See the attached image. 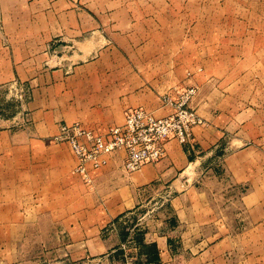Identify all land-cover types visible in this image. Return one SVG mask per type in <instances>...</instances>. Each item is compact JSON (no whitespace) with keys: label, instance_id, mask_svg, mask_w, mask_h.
<instances>
[{"label":"crops","instance_id":"0c3cea01","mask_svg":"<svg viewBox=\"0 0 264 264\" xmlns=\"http://www.w3.org/2000/svg\"><path fill=\"white\" fill-rule=\"evenodd\" d=\"M245 6L0 0V264H20L26 241L41 264H116L128 224L166 197L128 243L133 262L264 264V16ZM189 87L205 123L156 164L126 173L116 152L89 188L52 139L64 123L104 134L130 107L166 115L161 96Z\"/></svg>","mask_w":264,"mask_h":264},{"label":"built area","instance_id":"2783aa9c","mask_svg":"<svg viewBox=\"0 0 264 264\" xmlns=\"http://www.w3.org/2000/svg\"><path fill=\"white\" fill-rule=\"evenodd\" d=\"M10 88L8 90L16 103L17 114L20 115L19 125H24L27 97L19 85L14 84ZM195 92V88L189 87L181 90L176 99L169 95L161 96L162 105L171 109L166 115H156L143 107H130L123 112V122L109 127L104 134L80 123H64L52 139L54 142L69 145L75 158L73 172L90 188L93 186L91 172L102 168L107 163V157L116 152L124 155L123 170L132 173L145 164L160 162L166 155L167 144L171 141L190 145L193 127L205 123L191 102ZM144 219L145 216H142L131 224L128 228L129 238L135 231H142L143 226L146 227ZM129 242L121 249H127ZM118 264L136 263L124 253Z\"/></svg>","mask_w":264,"mask_h":264},{"label":"rangeland","instance_id":"374dc122","mask_svg":"<svg viewBox=\"0 0 264 264\" xmlns=\"http://www.w3.org/2000/svg\"><path fill=\"white\" fill-rule=\"evenodd\" d=\"M245 8L246 10H248V8H251L253 11H255V8L256 10L258 11V14L261 15V16H264V0H245ZM261 11V12H260ZM193 146V142H192V139H191V144L190 145H183L185 147H189V146ZM220 160V159H218ZM207 171V169H202V170H199V173H198V177H203L205 175V172ZM167 198V197H166ZM165 198V199H166ZM164 198L162 199L161 198V201L159 200L156 204H155V201L156 200H153L151 201L147 207L143 210V211H147L150 213V215L154 212L156 214V212L158 211V207L161 205H165V200ZM160 206V207H161ZM153 210V211H152ZM158 218L155 217V218H151L150 216L149 217H145L144 221L147 222H155V220H157ZM136 222V221H135ZM135 222H131L128 224V226L126 227V232H128V228L131 226V224H134ZM141 231H135L132 235H131V238H129V232L128 234L126 233V241L123 242V243H127V241H130L132 242L134 240V238L137 236L138 233H140ZM26 237L28 239V234H26ZM28 247L26 249H22L21 252H22V256H23V261L20 263V264H41V263H44L46 256H45V251L44 250H41L40 248H33V247H30V243L28 241L25 242ZM6 253L9 252V251H14L13 249H6L4 250ZM18 251V250H16ZM130 253V249L127 248V249H121L120 250V254H119V259H117V257L114 258V261H118V263L123 259V255L124 253H126L128 256H132ZM116 263V264H118Z\"/></svg>","mask_w":264,"mask_h":264}]
</instances>
